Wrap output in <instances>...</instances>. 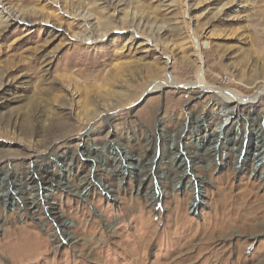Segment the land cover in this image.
Listing matches in <instances>:
<instances>
[{"label":"rangeland","instance_id":"374dc122","mask_svg":"<svg viewBox=\"0 0 264 264\" xmlns=\"http://www.w3.org/2000/svg\"><path fill=\"white\" fill-rule=\"evenodd\" d=\"M197 50L213 86L264 88V0H0V186L26 190L0 202V264H264V154L219 133L177 173L160 156L195 116L228 127L189 86ZM232 111L241 138L264 95Z\"/></svg>","mask_w":264,"mask_h":264},{"label":"bare ground","instance_id":"6f19581e","mask_svg":"<svg viewBox=\"0 0 264 264\" xmlns=\"http://www.w3.org/2000/svg\"><path fill=\"white\" fill-rule=\"evenodd\" d=\"M9 21H18V18L15 14L7 13V16L4 19V22L7 23ZM195 52H196V59L198 60L197 61L198 62V69H197L196 74H195V80L190 82V84H189L190 88H196L197 89L196 93H199V94H204L206 92H212L217 97V100H218L217 104L219 105L220 109L227 112L225 114V118L223 119V122L226 123V121H227L228 127H229V124L235 123V125H236L239 116L237 115V113H234L235 110H234V112L232 111V107L233 106L237 107L239 104H241L245 100H248V99L254 100L257 97H261L262 95H264V88L261 87V89L259 88L258 90L254 91L251 95H247V93H244L241 90H239L240 86H236L235 89L232 88L229 90H223V89H220V88L213 86V84H211L210 82H208V80H206L205 73L202 71V66H201L202 55H201V52H199V50H197ZM258 74L259 75L264 74V70L261 69L258 72ZM246 81H249V80H246ZM171 83H172V79L169 77L166 82L159 83V84H153L149 87V89L161 90L165 85L166 86L172 85ZM244 86H245V84H244ZM246 88H248V87L246 86ZM246 88H245V90H248ZM231 104H234V105L231 106ZM230 116L232 117L231 120H229ZM198 118L199 117L195 116L192 119V122L190 124L191 126H189L187 128V132L185 134V136L188 138L193 137V142L180 143L179 139L181 136L178 135L176 138H174V140L172 142L173 147L170 148V146H168L166 149L164 146V143H165L167 138L165 139L164 137L161 136L162 139L160 142L162 143V145L160 144V149H159L160 150V156H163V157L169 156V155L171 156L172 163H170V164H171V166H173V168H174L173 171L175 170V173H177L176 169H175L176 166L177 165L182 166V164L184 165L186 163L185 160L187 158L189 159L190 165L196 163V160L203 158L202 153H205L209 149V148L204 149V145H205L204 142H207V144L208 143L213 144L212 149L215 150V152L214 151L213 152L216 154V149H218V145H216V143L218 142V140L220 141L219 143H223L222 140L219 139V135H220L219 133H221L225 139L224 144H227V142H228V143H230L232 149L235 147L236 151H238L236 154V159H238V157H240L241 149L242 148L244 149V155L240 158V163L245 160L246 156L249 157L250 151H254L258 160L262 159V155L264 154V134H263L264 119L262 117L261 118H254L253 117V118L248 119L246 128H245V124L242 123V127L239 131L241 138L236 137V134H234V128H233V130H231L232 127H229V128L223 127L219 132H216V130L208 131V133H206L207 131L203 132V129L201 128V124L205 121L204 117H201V119H199V120H198ZM219 127L220 126H218L217 128H219ZM231 131L233 132L234 135H233V137L229 138L228 133H231ZM235 133H238L237 129H236ZM244 136L247 137L246 143L244 142ZM180 146H181V148H180ZM182 146H183V149L186 151L185 153L187 156H184L183 153L181 152V151H183V150H181ZM189 146H192L194 151H191ZM113 150H114V148H112V151ZM112 151H110V152L113 155H115V157H116V159H114L113 161H115V163L118 165H119V163L122 165V166H120V172H125V170L129 171V169H128L129 167H131V166L135 167L134 164L136 162H138L137 164H141V161H143V158H144V157L143 158L141 157V158L135 160V159L131 158L130 155L128 154V151H126L124 149L123 150L120 149V151H118V150H114V152H112ZM86 154H91V153L87 152ZM98 154L99 153L97 152L96 155H98ZM175 159H177V160H175ZM116 168H117V166H116ZM131 169H132V167H131ZM182 171H184V170L180 171L181 175H183ZM197 182L200 183L201 181H197ZM32 187H34V185L31 187L28 186L29 193L27 194V196H24L29 201L31 206L33 204H36V201L38 200L37 195L32 193V191H33ZM41 188H42V190L44 189V191L48 190V188L45 186H43ZM85 189H86V187H82L80 190L78 188H73V191H74V193H77L79 195L82 192L85 193L86 192ZM105 189H107V188H105ZM11 190H13V192L9 193V190L5 191L0 186V202H2L3 199H5V196H10L11 193L15 194V192L16 193L21 192V193H24L26 195V193H25L26 190L25 189H19V187H15L14 183H13ZM200 192H201V188L199 185H197L196 195L199 196ZM42 193H43V191H42ZM47 195H48L47 193L42 195V198H44V200H45V198H47L46 197ZM194 201H196V199H194ZM194 201H192V205H193Z\"/></svg>","mask_w":264,"mask_h":264}]
</instances>
